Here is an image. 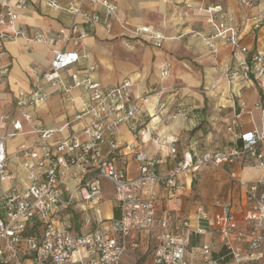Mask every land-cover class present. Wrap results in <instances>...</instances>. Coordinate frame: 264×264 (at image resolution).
Instances as JSON below:
<instances>
[{
    "label": "built area",
    "instance_id": "built-area-1",
    "mask_svg": "<svg viewBox=\"0 0 264 264\" xmlns=\"http://www.w3.org/2000/svg\"><path fill=\"white\" fill-rule=\"evenodd\" d=\"M37 2L73 19L50 37L28 33L18 23L29 0H0V43L24 37L50 46L51 52L46 68H31L33 83L16 94L14 109L0 111V264H129L127 258L141 249L143 234L155 239L151 264H196V256L202 264H259L264 248V173L243 181L233 171H225L241 194L239 203L214 200L217 210L211 217V232L218 234L226 249V262L213 257L209 244L191 246L192 228L180 212L186 180L200 166L222 167L236 160L264 172V47L259 43L264 37V7H260L264 0H237L240 22L228 26L218 24L226 18L221 4L199 8L213 29L205 37L209 52L218 53L222 44L231 48L221 79L238 99L235 115L225 123L232 145L216 150L191 147L180 157L178 137L157 133L163 117L150 124L159 113L165 87L137 92L131 77L107 86L90 77L94 66L78 67L86 56L80 53L83 42L98 24L110 35L113 21H118L130 36L154 47H161L166 35L120 18L116 0ZM253 8L256 14H251ZM248 31L254 39L252 47L241 42ZM3 54L0 47V57ZM5 70L0 65V80ZM159 74L164 80L167 68ZM246 86L258 93L250 104L240 96ZM77 88L82 90L80 108L71 120L54 128L36 120L34 108L50 95L72 100L71 92ZM152 94V109L143 108ZM254 111L259 112V126ZM246 113L253 126L237 131ZM83 120L72 129L74 121ZM122 126L128 128L131 141H118ZM25 133L35 138L8 152L7 141ZM150 140L156 148L152 155L139 147ZM164 150L175 160L172 167L166 168L165 157L157 155ZM128 159L135 163V175L127 169ZM156 186H161L163 195ZM106 191L117 204V217L103 214ZM158 207H162L159 215ZM75 213L80 228L75 227ZM196 214L198 219L207 217L202 204Z\"/></svg>",
    "mask_w": 264,
    "mask_h": 264
},
{
    "label": "crops",
    "instance_id": "crops-1",
    "mask_svg": "<svg viewBox=\"0 0 264 264\" xmlns=\"http://www.w3.org/2000/svg\"><path fill=\"white\" fill-rule=\"evenodd\" d=\"M116 2L120 18L128 20L132 25L152 27L163 32L167 38L161 47H154L141 39L130 36L118 21H113L110 35H107L102 26L98 24L89 31V35L83 42L84 46L80 49V53L86 56L80 59L78 67L83 69L90 65L94 66L95 69L90 77L107 86L118 84L125 78H134L137 82L136 90L141 93L148 92L155 86H149L151 80L161 81L159 73L162 67H166L168 70L167 78L175 79L179 77L178 79L189 80L195 84L202 83L203 79L208 83L211 82L212 70H219L220 76L212 84V90H205V94L194 95L197 100L196 98L193 99V96L189 93L184 97L182 92L178 95L175 94L176 90H165L163 92V94L166 93L163 96L164 100L160 105L158 103V107L161 106L159 113L150 120V124L170 112L172 105L176 104L173 98L178 96L180 101L177 104L183 105L181 111L173 117L175 120H166L167 123L164 121L158 127L157 133L177 136L178 141H180L185 137V131H192L204 120H207L211 125L218 126L217 129L219 128V121H223V127L219 128L220 135L214 133V137L220 136L224 140L225 145L221 149L229 148L232 145V138L231 134L225 129V123L235 115L238 97L232 94L228 85V89L223 91L221 95L214 94L213 88L221 79L223 66L230 57L231 48L228 44H222L218 53L211 54L209 52L205 37L211 34L213 29L208 23L203 9L199 8L221 4L226 12V18L218 24L228 26L240 22L237 0H116ZM186 4H189L191 8L185 7ZM260 7H264V4ZM256 12L257 8L251 10V14H256ZM72 19L70 15L64 12L41 6L37 0H29V6L20 14L18 24L28 33L31 31L40 32L45 37H50L60 27L70 24ZM241 42L247 46H254V39L249 31L243 36ZM138 43L148 45L140 48ZM259 43L264 47V37L261 36ZM0 47L4 51V54L0 57V65L6 69L0 80V111H9L14 109L16 94L21 90L29 89L32 85L31 68H46L51 58V52L50 46L35 41H27L24 37H17L0 43ZM124 47L132 48L133 51L127 50L126 53H122ZM139 50L141 57L137 59L136 54L139 53ZM209 61H213L217 66L214 67L215 69L212 68L211 72L206 71V74H203L204 67L200 66L206 65ZM81 95L82 90L80 88L72 90V100H66L60 94L53 93L44 103L34 108L36 120L46 128H54L60 126L66 120H71L80 108ZM240 96L248 104L258 99L257 91L248 86L242 89ZM212 97L214 101L210 100ZM148 100L143 102L142 106L151 109L150 103L153 105L154 101H150V98ZM210 111L214 112L208 115ZM253 117L255 124L259 126V112L254 111ZM242 119L243 123L241 127L237 128V131L250 130L253 126L250 115L243 114ZM83 122L84 120L82 122L74 121L72 129L79 127ZM24 128L28 129L26 123H24ZM200 134L205 139L211 138V132H201ZM34 138V135L25 133L9 139L7 141L8 152L14 151L19 145L28 143ZM117 138L121 143L132 140L126 126L121 127ZM195 142L196 140L190 142L186 148L193 147ZM238 143L240 144L241 141L238 140ZM139 147L149 155L156 153L155 144L151 140L141 143ZM186 148L180 152L178 150V157ZM103 149L106 152L107 148L105 146ZM160 153H157V155L165 157L164 166L166 168L172 167L175 160L168 156L166 150ZM224 166L229 171H233L243 181L255 180L264 173L260 169L254 170L250 166H243L236 160L225 163ZM127 169L131 175L136 174L135 163L130 159L127 160ZM250 170L255 175H246ZM227 179L234 186L233 192L236 189L238 190L236 182L228 175ZM191 182L192 179L189 177L186 180L182 194L180 212L181 219L187 220L192 228L191 246L209 244L213 257L221 262H226L229 260L226 249L222 246L218 234L211 232L213 229L211 217L217 210L214 206L216 198L213 197L206 202L204 201V204L200 202L193 203L192 199H189L191 197ZM155 190L159 195H163L161 186H156ZM106 195L109 197H106ZM199 204L204 206L206 218L198 219L196 208ZM161 208L158 207L157 209L158 215L161 213ZM101 209L105 217H117L115 210L119 214L117 204L109 191L105 193ZM175 222H178L177 219ZM198 229H203L204 233L198 232ZM181 232L184 233V229H181ZM153 243L154 240L150 238L149 234H143L141 236L140 251L143 252V250L150 248L151 256H153ZM195 262L196 264H202L198 256L195 257Z\"/></svg>",
    "mask_w": 264,
    "mask_h": 264
},
{
    "label": "rangeland",
    "instance_id": "rangeland-1",
    "mask_svg": "<svg viewBox=\"0 0 264 264\" xmlns=\"http://www.w3.org/2000/svg\"><path fill=\"white\" fill-rule=\"evenodd\" d=\"M138 44H140V43H138ZM147 45L148 44L144 43V44H140L139 47L140 48L141 47H147ZM127 50L133 51L132 48L124 47V49H122V51H123L122 53H124V52L126 53ZM138 57L139 58L141 57L140 50H139V53L136 54L137 59H138ZM216 66L217 65H215V63H213V61H209L206 65L200 66V67H204L202 70V73L206 74V71H210V70H212V68H214ZM219 76H220L219 70H217V71L212 70V78H211V82H209V83L206 82L205 79H203L202 83L195 84L189 80L187 81V80H184L182 78L178 79L179 77H177L175 79L174 78L172 79L170 77H168V78L166 77L164 80H161V81L160 80L157 81V79L151 80L149 82V86H151V85L152 86L153 85L162 86V87H165L166 90H173V91L176 90L177 92L175 94L179 95L182 92V96L184 95V97L186 95L191 94L193 96L192 98L195 99L196 97H194V95L205 94V92H204L205 90H212L211 89L212 84H214L215 80L217 78H219ZM227 89H228V87H227L226 81L224 79H220L218 81L217 85L213 88V90H214L213 92H214V94L221 95L223 93V91H225ZM217 90H219V92H217ZM150 93H152V91H150ZM169 93H171V92H169ZM165 94L166 93H164L160 96L159 105L164 100L163 96ZM152 95H154V94H152ZM184 97H182V98H184ZM212 98L210 100L214 101V98L213 99ZM179 99L180 98L178 96H175V98H173V101L176 104H173L172 108L170 109V112H168L164 115L163 118L165 119L164 120L165 122H166V120H175V119H173V117L181 111V106H183V105L177 104L180 101ZM151 100L153 102L155 99L150 98V101ZM196 100H197V98H196ZM193 104H194V102H193ZM213 112L214 111L208 112V115H211ZM222 124H223V121H219V123H218L219 128L223 127ZM217 127L218 126L211 125L207 120H204L200 124V128L198 130H196L194 132L185 131V134H184L185 137H183L180 141H178V144H177L179 152L182 151V149L186 148V146L190 142H193L194 140H196V142L194 143L193 147H195L196 149H201V150L221 149L222 147H224L225 142L220 136L214 137V133L216 135H220L219 128L217 129ZM201 132H203V133L211 132V138L205 139L203 137V135L200 134ZM253 169L257 170L255 168H253ZM225 171H229V170L224 165H222V167H217V166H213V165H204V166H200L195 173L192 172L191 173L192 175L191 174L189 175V177L192 179L191 192H190L191 197L189 199H192L193 203L200 202V203L204 204V201L206 202L207 200H210L213 197L214 198H220V199H228L229 198V199H232L234 202L239 203L241 200L240 191L236 189L235 192H233L234 186L227 179V173ZM246 175H255V173H252V171L250 170L249 173H246ZM189 177H188V179H189ZM106 197H109V196L106 195ZM115 215H118L117 210H115ZM87 227H89V226H87ZM151 257H152L151 256V249L148 248L147 250H143V252L140 251V252L136 253L135 255L128 257L127 260L129 262V264H150L151 260H152ZM259 264H264V248H263V257L261 258Z\"/></svg>",
    "mask_w": 264,
    "mask_h": 264
},
{
    "label": "trees",
    "instance_id": "trees-1",
    "mask_svg": "<svg viewBox=\"0 0 264 264\" xmlns=\"http://www.w3.org/2000/svg\"><path fill=\"white\" fill-rule=\"evenodd\" d=\"M200 128V125L199 126H197V127H195V128H193L192 129V132H194V131H196V130H198ZM78 217H79V213H75V227L76 228H80V223H79V221L77 220L78 219Z\"/></svg>",
    "mask_w": 264,
    "mask_h": 264
},
{
    "label": "bare ground",
    "instance_id": "bare-ground-1",
    "mask_svg": "<svg viewBox=\"0 0 264 264\" xmlns=\"http://www.w3.org/2000/svg\"><path fill=\"white\" fill-rule=\"evenodd\" d=\"M151 98L154 99V95H152ZM147 100H148V99H147ZM147 100H146V101H147ZM148 101H149V100H148ZM150 105L153 106L154 103H153V105L150 103ZM151 109H152V108H151Z\"/></svg>",
    "mask_w": 264,
    "mask_h": 264
}]
</instances>
